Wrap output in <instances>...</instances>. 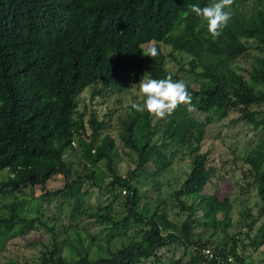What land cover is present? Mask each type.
<instances>
[{
	"label": "trees",
	"instance_id": "1",
	"mask_svg": "<svg viewBox=\"0 0 264 264\" xmlns=\"http://www.w3.org/2000/svg\"><path fill=\"white\" fill-rule=\"evenodd\" d=\"M213 2L0 0V247L7 241L18 249L13 240L27 237L25 246L42 244L33 262L17 264H246L251 258L238 249L258 217L244 208L238 232L218 237L233 204L230 195L219 198L207 188L225 180L227 167L223 155L215 160L201 146L207 128L232 115L228 126L262 133L230 154L246 165L242 179L255 189L254 206L264 216V0H234L215 41L190 7ZM153 43L158 55L151 59L143 54ZM168 75L188 85L194 111L180 106L158 119L130 102L121 112V96L132 85ZM86 91L90 101L116 98L98 117L92 108L79 109ZM181 152L189 158L184 179L170 200L161 198L160 177ZM124 158L132 168L122 173ZM56 180L61 185L49 188ZM35 190L39 195H29ZM154 198L153 208L141 204ZM95 226L104 240L90 232ZM172 244L189 249L187 262H164L160 251Z\"/></svg>",
	"mask_w": 264,
	"mask_h": 264
},
{
	"label": "rangeland",
	"instance_id": "2",
	"mask_svg": "<svg viewBox=\"0 0 264 264\" xmlns=\"http://www.w3.org/2000/svg\"><path fill=\"white\" fill-rule=\"evenodd\" d=\"M167 61V67L169 69H173L174 63L171 60ZM193 88H197V86L193 84ZM88 96L89 94L87 91L82 94L79 109L81 111L85 106L90 109L92 108L98 117L99 115L106 113L105 110L112 106V102L116 98V96H113L112 98H106L102 100L100 99L99 102H96L97 98H95L94 101H90ZM142 98V94H140L139 92V85H132L129 93L121 96V112L124 111V108L129 105L130 102H138ZM233 117L234 116L232 115L229 118L224 119L221 122L214 123L207 128L206 139L201 146V150L206 151L209 148L212 149L213 152L211 153V155L215 160L218 159L219 154L223 155L227 167V175L225 177V180L219 181V183H217V185H215L214 187H208L207 192L210 194H216L217 196H219V198L230 195L233 204L231 221L226 229H224V226L222 225L219 227L218 237L224 236L225 233L229 237L235 235L239 230V211L244 208L252 209L251 213L255 217H258L257 221L254 223L252 230L249 232L248 236H242L243 245H246V247L242 250V246H240L238 250L246 256L251 255V258L247 259L246 264H264V216L262 214L259 216L258 208L260 205L258 207L254 206L258 201L255 189L253 187H249L246 189V181L242 179V166L246 167V165H243L241 160L240 162H234L233 156L232 154H230V148L235 151L236 154L243 152L245 150V145L256 142L262 135V133L255 134L252 130L244 128L238 124H236V126H228L229 119ZM115 125H117V123H115ZM238 128L241 129L240 132H238ZM111 135L114 139H117L116 130H113L111 132ZM188 162V156H186L185 153L183 154V152H181L180 154H178L171 168L168 169L165 174L160 177V181L163 185L161 189V198H168L170 200L171 191L174 188H178L184 179V173L187 171ZM100 166L103 167V163H101ZM128 168L131 169L132 164H129V161L125 160L124 158V161L121 162L120 170L122 173H124V171H126V169ZM58 185H61V180L51 182L49 188H56ZM29 193V195L34 196L39 195L38 190H35L33 193L29 191ZM149 194L154 195L153 192H149ZM88 199L92 206L97 204V189L94 188L90 191ZM141 204L148 205L149 208H153L156 204V199H143ZM3 213L4 211L0 210V214ZM100 229L101 228L95 226L94 228L90 229V232H96V234L100 235L101 239L104 240L103 233L100 232ZM209 233H211V231H209ZM27 241H29L28 237L22 240L15 238L13 240V243H18L20 245L18 246V249L9 246L8 244H6L7 241H5L3 250H1L2 246L0 247V250L2 251L0 253V264H17L25 261L28 263L33 262L37 258L40 249H42V244H34L29 247L25 246V243H27ZM128 241L129 239L122 240V242L124 243H128ZM119 243L120 242L117 241L115 246H119ZM255 245L258 247V250L254 248ZM188 250L189 249L185 250L179 245L172 244L162 249L160 251V254L164 253L165 263L177 259H182V262L185 263L189 258Z\"/></svg>",
	"mask_w": 264,
	"mask_h": 264
},
{
	"label": "clouds",
	"instance_id": "3",
	"mask_svg": "<svg viewBox=\"0 0 264 264\" xmlns=\"http://www.w3.org/2000/svg\"><path fill=\"white\" fill-rule=\"evenodd\" d=\"M233 3L234 0H214L213 3L203 8L196 4L190 7L191 12L206 23L207 32L215 41L228 26L231 19L230 8ZM143 55L151 59L155 58L158 55L155 44L148 46ZM138 85L143 102L133 101L130 104L136 112H147L155 118L164 119L172 116L180 106L186 107L189 112L195 110L191 94L188 92V85L183 80L174 81L171 75L163 79L148 77L142 78Z\"/></svg>",
	"mask_w": 264,
	"mask_h": 264
},
{
	"label": "built area",
	"instance_id": "4",
	"mask_svg": "<svg viewBox=\"0 0 264 264\" xmlns=\"http://www.w3.org/2000/svg\"><path fill=\"white\" fill-rule=\"evenodd\" d=\"M204 257L211 259L213 257V254L209 249H204L201 253ZM231 261V259H229Z\"/></svg>",
	"mask_w": 264,
	"mask_h": 264
}]
</instances>
